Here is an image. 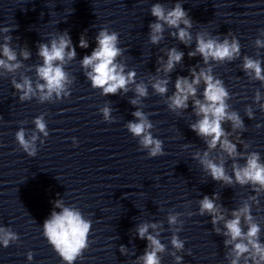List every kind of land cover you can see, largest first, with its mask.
Instances as JSON below:
<instances>
[{
  "label": "clouds",
  "instance_id": "1",
  "mask_svg": "<svg viewBox=\"0 0 264 264\" xmlns=\"http://www.w3.org/2000/svg\"><path fill=\"white\" fill-rule=\"evenodd\" d=\"M151 15L156 18L158 22L149 25L151 28L150 40L153 44L158 43L162 39L164 24L170 28L178 29L177 32L172 33L182 43L188 44L192 40V36L188 28H190L191 20L187 17V13L180 4H176L171 10L165 12V9L160 4H155L151 8ZM162 22V23H161ZM181 23L185 27H180ZM8 29H5L7 31ZM97 47L91 52V55H85L81 61V66L86 71V76L91 81L93 88L102 89L103 95H115L119 90L128 91V84L135 83V73L129 72L125 74L124 66L116 63V58L121 54V49L117 47L118 34L116 32H109L106 28L102 29L96 37ZM255 44L258 48H264V40L257 39ZM79 47L87 48L88 42L81 37ZM197 53L203 58L205 64L209 61L223 62L225 60L231 61L240 55V44L236 39L231 42L225 38L223 41L208 38L205 39L203 35H197L195 51L189 52V56L193 57ZM5 59H0V67L5 68L9 72H13L20 67V64L10 63L16 61V53L10 49L7 44L3 46L2 51ZM23 57L27 59L29 52L24 51ZM38 55L43 59V64L37 66V76L43 83H37L35 89L29 78H23L22 82L13 81L15 89L22 92L20 100H30L33 96L39 93V101L41 103L51 100L53 94L60 98L63 94L68 96L69 93L65 91L67 83H70L68 74L64 70V65L67 61L72 60L76 56V49L72 47L71 38L67 33L60 35L58 39L51 40L50 47L47 44H40ZM184 53L178 52L172 48L168 52L167 63L164 65V72L168 73L179 64L183 58ZM67 58V60H66ZM243 70L245 73H252L253 79L264 83V69L261 67L259 59H252L248 56L244 57ZM159 71V69H158ZM203 81L204 91L203 100L194 99L193 107L197 117H200L196 123L190 125L193 132L197 136L205 138V142L209 149H214L219 144L220 148L226 152L230 157L236 158L241 155L237 151L235 143L228 139L229 133L222 127V123L231 122L233 130L244 128V122L235 111L229 112L226 99L229 96L228 91L222 84L220 79L215 78L211 74V69L208 71L201 69L199 73L192 71V79L189 81L187 77H177L175 81V92L169 97V108L172 110L184 109L188 107L189 97H196L197 85ZM168 80H157L153 85L156 93L164 95L167 93ZM135 93L138 97L147 96V88L143 84H136ZM260 94L257 92L255 100L260 101ZM132 104H137V100H132ZM261 110L264 111V104L260 105ZM105 120L111 119V109L104 107L102 110ZM136 118L135 121H129L127 124L128 131L134 136L139 137V143L142 148L148 149L150 157H157L164 155L160 139L155 138L151 129L152 123L148 117L140 110L132 113ZM249 118H252V113H247ZM35 131L31 139H26L25 129L21 128L15 134V139L25 152L30 156L36 153L35 141L39 138L37 133H42L48 136L47 124L43 115L34 119ZM74 146L77 141L74 139ZM200 163L205 171L209 173L211 178L215 181H222L227 185L238 183L239 185H252L254 192L264 190V164L260 162V154L258 152H251L246 157V163L243 166L233 164V176L227 175L222 164H217L208 158V152L205 151ZM215 195L210 198L204 196L199 201V212L201 215L208 213L211 216V223L213 227L224 221L225 231L222 233L228 239H225V246L231 245V264H240L241 259H244V264H264V244L259 240L260 226L254 222L251 214V207L248 203L236 210H233L231 219H225L220 206L216 204ZM56 208L61 211H53L50 218L43 222V236L52 246L53 250L62 259L64 264H74L88 247V234L91 228V222L85 220L79 210L65 207L60 201L55 204ZM178 214H172L168 217V223L174 225L177 223ZM247 225L245 232L241 220ZM149 227L156 229V224H141L137 227V234L140 239H146L149 242V248L146 250L139 260L143 264H161V259L158 253L165 250V246L161 241L152 234H149ZM220 234V229H215ZM179 231V229L177 230ZM19 239L17 233L10 229H0V244L5 248L9 246L10 242H15ZM172 246L177 250L184 248V241L180 240L178 236L173 235L171 239ZM174 255V254H173ZM29 261L33 258V253L29 251L27 254ZM177 264L182 260V257L175 256Z\"/></svg>",
  "mask_w": 264,
  "mask_h": 264
}]
</instances>
